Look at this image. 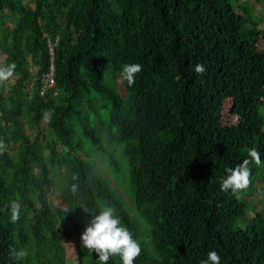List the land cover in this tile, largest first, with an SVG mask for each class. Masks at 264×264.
<instances>
[{"label": "trees", "instance_id": "1", "mask_svg": "<svg viewBox=\"0 0 264 264\" xmlns=\"http://www.w3.org/2000/svg\"><path fill=\"white\" fill-rule=\"evenodd\" d=\"M0 8L19 16L3 48L19 77L9 108L0 92V140L21 144L15 161L0 150V264H27L26 257L17 259L14 253L27 249L28 212L36 262L63 264L61 239L85 229L105 206L116 210L140 242L135 264H200L209 251L220 255L221 264H264V214L245 221L236 244L234 228L244 222L248 205L243 192L220 190L225 169L248 158V149L257 148L264 163L258 101L264 96V49L257 45V23L245 11L238 13L234 0H33L28 10L17 0H0ZM28 58L38 65L35 118L53 110L51 127L65 149L48 159L65 169L59 197L71 213L58 209L57 220L50 218L48 168L38 161L37 144L25 137L16 118L29 78ZM130 63L141 64L143 71L131 88L123 83L122 98L106 78H120L122 66ZM51 64L55 87L62 92L54 107L38 94L39 77ZM197 64L206 68L203 75L194 71ZM97 98L107 112L105 143L79 108L82 101L92 108ZM230 98L239 102L257 145L249 147L222 124L223 104ZM75 126L100 153L107 154L106 145L121 146L147 237L96 169L76 154ZM108 158L114 167L111 154ZM249 167L251 177L260 171L254 163ZM13 202L21 209L16 223L11 221ZM45 249L50 258L43 263ZM84 257L86 264H98L94 252H80L79 264ZM108 264L119 260L113 257Z\"/></svg>", "mask_w": 264, "mask_h": 264}, {"label": "rangeland", "instance_id": "2", "mask_svg": "<svg viewBox=\"0 0 264 264\" xmlns=\"http://www.w3.org/2000/svg\"><path fill=\"white\" fill-rule=\"evenodd\" d=\"M18 3L26 10L33 8V0H17ZM238 9V13L245 11L249 17L257 23V28L260 32L258 41V48L264 49V0H234ZM19 21V16L10 13L6 9L0 8V65H7L9 62L6 60V56L3 53V48L10 43V34L13 31L16 23ZM73 32V31H71ZM29 35V31L26 30L24 37ZM71 35L74 34L71 33ZM49 46H51L49 44ZM50 55L53 54L51 48ZM29 78L25 82L21 95L20 106L16 111V118L20 124L25 137L30 142H35L38 147L36 157L38 161L48 168L50 176V189L47 192V198L49 207L52 211L51 219L57 220L56 211L62 209L65 214H70L69 203H63L60 200L59 192L65 184V169L60 165L53 163L50 164L48 159L55 154H59L65 151L64 147L57 141L56 135L51 127V123H44L42 116L44 111L41 112L40 119L37 121L34 114V105L32 103L33 96L35 94V82L38 78V65L27 59L26 65ZM19 77L18 72L15 71V75L4 84H0V92L4 99L5 108H9V98H14V87L16 79ZM118 94L125 98L126 91L124 84L117 76L109 75L106 78ZM49 93L46 96L41 97L47 102L50 107H54L61 103L62 92L59 91L55 85L53 89L48 90ZM262 103L260 107V113L264 117V96L258 99ZM103 101L99 98L93 100V107L90 108L85 101H82L79 108L88 114L90 125L95 128L105 143V124L107 121L106 108L103 106ZM248 119L241 112L240 104L235 99H226L223 104L222 110V124L224 126L231 127L234 132L240 137L249 147H253L259 143V140L253 135V132L247 126ZM4 123L0 120V126ZM75 143H79V148L76 154L81 158L84 163L92 165L100 178L105 181L114 193L122 200L125 209L129 216L138 222L145 237L149 234V228L145 221L136 212L134 205V198L131 192L129 175L127 164L121 155V146H108L106 145L107 154L100 153L96 148L85 140L75 126ZM21 151V144L19 142H12L5 145L1 150L2 155L6 154L12 161H15L19 152ZM108 154H111L115 166L110 164ZM243 199L247 203L248 207L245 212L244 222H241L235 226L234 241L239 244L244 235L245 221L253 217L255 213L264 214V163L260 166V171L255 177H251V186L243 192ZM32 218V214L28 212L26 214V220L24 225L26 227V233L28 236V246L25 250L27 255V264H38L36 262L34 252L35 245L34 240L29 230V219ZM84 229L74 232L72 237H64L61 239L62 243V257L63 264H79L78 255L84 249L81 247L80 237ZM44 262L50 258V251L45 249L43 252ZM85 260V257L83 258ZM83 264H86V260Z\"/></svg>", "mask_w": 264, "mask_h": 264}, {"label": "clouds", "instance_id": "3", "mask_svg": "<svg viewBox=\"0 0 264 264\" xmlns=\"http://www.w3.org/2000/svg\"><path fill=\"white\" fill-rule=\"evenodd\" d=\"M16 64L0 65V84L9 81L16 71ZM143 71V66L139 63L124 64L119 73L122 83L126 82L131 88L136 82V76ZM194 71L203 75L206 68L201 65H195ZM53 110L44 111L43 122L51 123ZM5 144L0 140V150H3ZM247 157L243 159L234 168H226V176L220 182L222 192H231L233 195L246 191L251 186L250 164L254 163L257 167L261 166V156L257 148L253 147L247 150ZM78 189L73 184L70 191L75 194ZM11 221L16 223L20 219L21 209L18 203L13 202L10 205ZM81 247L88 252H94L98 256V264H108V261L116 257L119 264H135L140 257L142 248L139 241L134 239L133 234L121 222V218L116 214L113 207L105 206L98 214L92 216L88 226L84 229L81 237ZM17 259H23L27 252L19 250L14 253ZM200 264H221V257L216 251H209L206 259L200 261Z\"/></svg>", "mask_w": 264, "mask_h": 264}, {"label": "built area", "instance_id": "4", "mask_svg": "<svg viewBox=\"0 0 264 264\" xmlns=\"http://www.w3.org/2000/svg\"><path fill=\"white\" fill-rule=\"evenodd\" d=\"M40 86L38 89V94L40 97L46 96L50 89H53L55 82H54V69L53 65L51 64L48 68L47 73L42 74L39 77Z\"/></svg>", "mask_w": 264, "mask_h": 264}]
</instances>
